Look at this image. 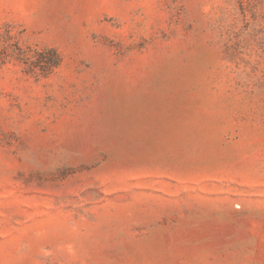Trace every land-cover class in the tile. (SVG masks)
<instances>
[{"label":"rangeland","instance_id":"obj_1","mask_svg":"<svg viewBox=\"0 0 264 264\" xmlns=\"http://www.w3.org/2000/svg\"><path fill=\"white\" fill-rule=\"evenodd\" d=\"M0 264H264V0H0Z\"/></svg>","mask_w":264,"mask_h":264}]
</instances>
